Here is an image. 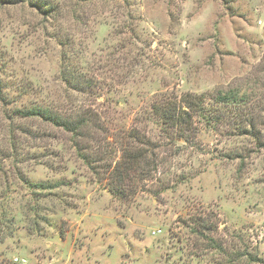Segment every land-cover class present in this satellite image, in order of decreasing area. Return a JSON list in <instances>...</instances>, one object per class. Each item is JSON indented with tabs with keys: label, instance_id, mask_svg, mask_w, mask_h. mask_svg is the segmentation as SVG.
<instances>
[{
	"label": "rangeland",
	"instance_id": "1",
	"mask_svg": "<svg viewBox=\"0 0 264 264\" xmlns=\"http://www.w3.org/2000/svg\"><path fill=\"white\" fill-rule=\"evenodd\" d=\"M3 262L264 264V0H0Z\"/></svg>",
	"mask_w": 264,
	"mask_h": 264
},
{
	"label": "trees",
	"instance_id": "2",
	"mask_svg": "<svg viewBox=\"0 0 264 264\" xmlns=\"http://www.w3.org/2000/svg\"><path fill=\"white\" fill-rule=\"evenodd\" d=\"M218 99L219 103L227 101V98L222 96H220ZM184 102L185 105H187V109H198L200 107L198 103L191 99L190 95L185 98ZM157 111L165 123L171 126H179L191 118L188 110H184V108H182V110L180 109L179 112L176 108H167L164 111L159 109ZM18 112L22 117L25 116L29 118L41 119L44 122H48L52 125L63 128L68 133H74L79 137L82 135V131L90 124V120L85 117L64 118L41 107L23 111L19 110ZM148 155L149 150H145L144 148L137 149L135 151L126 150V153L121 156L119 162H117L116 168L114 169V172L117 171V177L115 175L110 177V179H116L115 181L118 184L117 186L112 184L111 190L113 193L117 194L118 196L125 197L127 192L123 190V186L126 185L127 182L133 184L135 179H143L145 177L144 175H147V172L145 171L146 168L149 167ZM80 157L87 163L90 169H92L95 173H98L95 167L92 168V164H94V162H92L88 156L80 154ZM0 264L5 263L3 262Z\"/></svg>",
	"mask_w": 264,
	"mask_h": 264
},
{
	"label": "built area",
	"instance_id": "3",
	"mask_svg": "<svg viewBox=\"0 0 264 264\" xmlns=\"http://www.w3.org/2000/svg\"><path fill=\"white\" fill-rule=\"evenodd\" d=\"M16 262L18 261V260H15Z\"/></svg>",
	"mask_w": 264,
	"mask_h": 264
}]
</instances>
